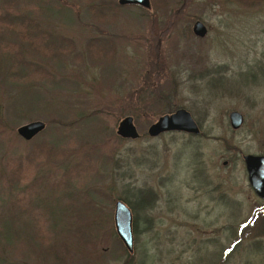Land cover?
Returning <instances> with one entry per match:
<instances>
[{
    "label": "rangeland",
    "instance_id": "374dc122",
    "mask_svg": "<svg viewBox=\"0 0 264 264\" xmlns=\"http://www.w3.org/2000/svg\"><path fill=\"white\" fill-rule=\"evenodd\" d=\"M22 4L30 6L36 21L26 25V36L41 38L34 46L14 28L0 27V45L21 46L10 52L13 60L6 59L0 47V163L46 142L58 154L39 161L38 176L72 167L86 157L94 164L86 180L75 176L67 182L68 209L34 212L43 228L57 232L64 264H86L92 255L97 256L94 264H124L129 257L130 264H264V232L242 226L264 211V199L250 187L242 159L247 153L264 154V78L256 75L244 83L248 70L264 66V0L255 5L236 0H164L159 6L151 2L144 11L121 8L112 22L101 21L99 12L91 11L84 0ZM197 20L206 27L203 37L192 32ZM34 26L37 29H31ZM94 38L113 41V55L94 58L87 46ZM157 38L170 78L162 82L160 95L146 92L136 99V114L125 115L133 117L139 137L123 141L116 130L125 115L117 118L110 107L121 105L138 84L148 41L156 45ZM68 40L73 47H68ZM39 70L46 75L28 80ZM215 75L223 76L221 86L227 92L208 86ZM160 97L187 109L201 134L167 132L150 137L149 125L163 115L161 104L157 105ZM231 111L243 116L238 129L230 127ZM35 120L46 127L26 141L16 130ZM140 158L144 163L137 164ZM142 191L153 193L146 209L134 197ZM118 200L137 216L131 254L124 253L126 247L115 230ZM78 214L100 224L94 243H80L90 255L76 244L71 248V242L79 239L77 229L71 228ZM0 219L5 264H50L41 247L26 236L31 233L26 222L31 225L33 218L16 214L12 229ZM16 233L26 236L32 254L23 252L26 243L25 248H20L22 241L20 247L14 244ZM13 244L24 256L13 255L7 246Z\"/></svg>",
    "mask_w": 264,
    "mask_h": 264
},
{
    "label": "trees",
    "instance_id": "16d2710c",
    "mask_svg": "<svg viewBox=\"0 0 264 264\" xmlns=\"http://www.w3.org/2000/svg\"><path fill=\"white\" fill-rule=\"evenodd\" d=\"M236 1L244 5H255L262 2L263 0ZM84 2L91 11L95 10L96 12H99L100 20L103 22L115 21L117 14L121 8L136 6L142 11H144V9H147L138 5H119L117 0H84ZM151 2L152 4H155V6H159V4L162 5L164 3V0L161 3L158 0H151ZM22 3L23 0H0V27L4 25L14 28L13 30L18 33V36L20 38L27 40L34 46H37L38 40L41 37L31 38L26 36V25H36L35 18L30 16V6H23ZM33 28L37 29V27L35 26L31 29ZM155 42L156 45H152L148 41V48L145 50V55L143 57L144 61L140 70V80L137 81L138 84L127 94L126 98L123 100L124 102L121 105L117 107H110L112 108V111L116 112L117 118H121L125 114L133 115L134 112L136 114V99H140L146 92L160 95L159 91L162 82L170 78L168 66L165 64L166 62L164 54L161 50H159V43L161 41L159 38H157L155 39ZM5 43L0 45V47L3 48L1 49L3 55L6 59L13 60V58L15 57L13 55H10V52L12 50L18 51L21 46L16 42H11L10 44ZM68 43L70 44V46L68 45V47H73L72 41L68 40ZM87 46L89 48V53L94 58H100L107 55L112 56L114 53L113 41L108 38H94L93 42H90ZM39 72L40 74L34 72L33 75L29 76L28 80L39 78V75H46V72L44 70H39ZM256 75H260L264 78L263 65H259L257 71L248 70L247 76L245 77L244 81L245 85H247L249 81H254ZM223 81H225L223 79V76L220 75V77H218L215 75L209 79L208 86L213 91H216L214 87L218 86L217 90L219 89V87H221L222 89L220 93H223V91L227 92L228 90L223 89L224 87L221 86L223 84ZM160 104L163 109L161 113L163 114L173 112L175 109L180 107L174 105L169 97H160L157 101V105ZM200 134L201 131L197 135ZM121 140L126 141L128 139L121 138ZM57 154L58 149L56 147L53 148L49 143L40 142L36 143L33 146L30 153L26 155H11L5 157L0 163V184L2 187V189H0V217L6 219L5 223L9 226L10 229H12L16 223L14 222L15 220H12V217L16 218V214H24L28 215V218H33L32 220L30 219V223H32L31 225L25 221L29 227L26 230H29L31 232L26 233V236L30 237L36 247H41L42 255L45 258V261L49 262L50 264H64L63 254L59 248V242H57V232L53 229L43 228L41 218L36 217L34 212L36 209L46 211L47 208H52L51 212H64V209L69 208L67 204V197H65L66 194H68L67 192H65V186L67 185V182H69V179H72L76 176L80 180L81 178L86 180V177H88L89 174L95 169V166L90 161V158L86 157L72 167L57 169L54 173H46L43 176H38L37 167L39 161L44 160L49 155ZM143 161L144 158H140L137 164H141V162L144 163ZM196 167L197 168L195 169L199 171V173L203 172V169L200 166ZM204 184L207 185V181H204ZM38 192H43L46 195H44V197H41L40 199H36L34 195H37ZM134 197L138 199L140 198V204L149 203L151 202L153 193L151 191H142L139 195H134ZM124 201L133 208L127 197L124 198ZM71 212H73V210ZM258 215L257 217H255V219L253 218L248 222H244L242 225L243 228L247 230L259 229L260 233L264 232V211L262 214L263 216L261 215L262 217H259L260 215ZM78 216L80 217L79 219H76L74 223L71 222V228L75 227L77 229V232L79 233L78 237L80 240L77 239L78 242H71V248L72 245L76 244L81 252L89 254L85 246L81 247L80 243H94L96 237L95 232L100 227V224L93 218L81 219V214H78ZM136 227L137 216L135 215L132 216L131 225L133 236L137 234ZM17 230H20L18 226ZM13 236L14 237H12V241L14 242V244H16V246L20 247V241H22L23 244L20 248H25L26 243V248L23 252H26L27 254L33 253L30 247H28L29 244L26 242V236L25 238H23L17 233ZM255 236H257V234H255ZM238 242L239 238L235 239V244H237ZM259 242L257 241V243ZM14 244L7 245L9 249L13 251V255L24 256V253L15 252V248L13 247ZM126 251L128 250H124V253H126ZM129 254H131V252ZM96 257L97 256L92 255V260L87 261L86 264H94ZM129 258H126L124 260V264H130ZM35 260L36 259H34V261ZM7 262V259L3 258L1 255L0 264H5ZM19 264L34 263L19 262Z\"/></svg>",
    "mask_w": 264,
    "mask_h": 264
},
{
    "label": "water",
    "instance_id": "95a60500",
    "mask_svg": "<svg viewBox=\"0 0 264 264\" xmlns=\"http://www.w3.org/2000/svg\"><path fill=\"white\" fill-rule=\"evenodd\" d=\"M119 5H138L144 8L150 7V0H117ZM206 27L200 20L194 22L192 32L198 37L206 34ZM228 120L232 129H238L243 123V116L238 111H231ZM46 127L45 122L35 120L19 126L17 134L26 141L33 139ZM167 132H183L197 135L200 127L191 113L183 108H177L173 112L159 116L147 129L150 137H157ZM116 133L123 139H137L139 132L131 115H125L118 123ZM242 159L247 173V180L255 195L264 199V154H243ZM114 225L118 237L123 242L128 252L133 251L132 215L127 205L118 200L115 205Z\"/></svg>",
    "mask_w": 264,
    "mask_h": 264
},
{
    "label": "flooded vegetation",
    "instance_id": "af4514ba",
    "mask_svg": "<svg viewBox=\"0 0 264 264\" xmlns=\"http://www.w3.org/2000/svg\"><path fill=\"white\" fill-rule=\"evenodd\" d=\"M122 201V200H121ZM117 202V201H116ZM116 202H115V205H116ZM126 204V203H125ZM149 204H151V203H149ZM148 203H144V204H142V205H144L145 206V209L146 208H149L150 207V205H149ZM130 208V207H129ZM132 211V210H131ZM133 215V214H132ZM263 227H264V224H263Z\"/></svg>",
    "mask_w": 264,
    "mask_h": 264
}]
</instances>
